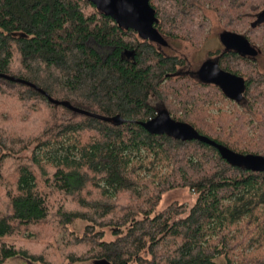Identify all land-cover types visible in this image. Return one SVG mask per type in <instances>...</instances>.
Returning <instances> with one entry per match:
<instances>
[{
	"label": "trees",
	"instance_id": "1",
	"mask_svg": "<svg viewBox=\"0 0 264 264\" xmlns=\"http://www.w3.org/2000/svg\"><path fill=\"white\" fill-rule=\"evenodd\" d=\"M150 3L166 41L198 45L213 13L223 31L242 34L264 55V23L252 27L264 0ZM164 48L90 0H0V264L17 257L36 264H264V171L233 166L210 144L141 124L168 111L237 152L264 156V71L257 57L217 51L220 66L245 81L236 102L242 110L208 113L229 98L196 79L203 93L191 101L208 118L190 117V109L168 106L165 85L180 96L186 89L179 82L192 79L180 70L185 60ZM1 74L124 122L56 104ZM37 118L43 122L33 124ZM180 187L193 190L196 202L153 214ZM77 219L89 222L82 236L70 230ZM95 226L114 227L116 238L105 240Z\"/></svg>",
	"mask_w": 264,
	"mask_h": 264
},
{
	"label": "water",
	"instance_id": "2",
	"mask_svg": "<svg viewBox=\"0 0 264 264\" xmlns=\"http://www.w3.org/2000/svg\"><path fill=\"white\" fill-rule=\"evenodd\" d=\"M97 5L108 16L116 20L120 25L133 29L141 36L155 40L164 38L158 33L155 27V11L150 0H90ZM264 23V9L258 14L252 22V27ZM221 42L225 50L236 51L242 55L256 57L259 50L254 47L246 37L234 31H224L220 35ZM200 80L208 83H214L220 87L229 99L240 102L244 97L245 81L242 76L228 71L220 66L217 58H209L204 61L199 69ZM2 75V74H1ZM13 81L24 82L35 87L46 94L49 99L56 103L65 105L77 112L86 115L95 116L106 121H113L117 124L124 122L121 115L104 116L73 106L68 101L56 100L50 97L48 93L34 85L33 83L16 78L13 76L2 75ZM141 124L153 134H167L181 140H193L205 142L216 147L221 156L233 166H244L252 171H264V156L255 153H240L228 146L201 134L191 124L176 120L168 111H162Z\"/></svg>",
	"mask_w": 264,
	"mask_h": 264
},
{
	"label": "rangeland",
	"instance_id": "3",
	"mask_svg": "<svg viewBox=\"0 0 264 264\" xmlns=\"http://www.w3.org/2000/svg\"><path fill=\"white\" fill-rule=\"evenodd\" d=\"M208 22L209 26L207 27L205 34L203 35L201 41L198 45L192 44L189 40H186L184 38H175V39H169L168 43L169 45L164 48V52L168 55L172 56H178L179 58L184 59V64L180 67V70L182 72H186L189 74L190 78L192 80L184 79L182 82H179V85L183 83L181 86H185L183 91V94L180 96H177L174 89V86H172V83H168L165 85V88L168 93H171L169 100H168V106L173 109V111H182V114L185 113L187 109H190V112H192V115L190 117H194L196 115H199L201 117L208 118V115L204 111H200L198 109H194L193 102L191 100H196L197 98H200L203 91H198L197 88V80L199 78V69L204 61H206L208 58H213L216 56L217 51H221L224 49V46L221 42L220 35L222 32H224L223 26L219 23V20L216 18V16L213 13H208ZM257 59L255 62H257L259 68L264 71V55L258 54ZM188 72H187V71ZM193 76V77H191ZM178 84V83H177ZM175 84V85H177ZM173 91V92H171ZM209 92V91H206ZM175 95V96H174ZM193 95V96H192ZM194 100V101H195ZM215 105L210 106L208 108V113L218 115L219 112L224 111L228 114H233L237 111V109L242 110L240 108V105L236 103V101H231L230 99H218L216 100ZM158 102V100H157ZM160 103H163V100L160 99ZM44 105V104H43ZM35 114V113H34ZM32 114V116L34 115ZM43 119L37 118L36 121L33 122V124L41 123ZM43 126V124H41ZM252 133H249V136H251ZM30 149L25 150L23 152V155H29ZM4 172V171H3ZM4 179H6L7 183H11L12 181V174L5 175ZM4 187L2 184L0 186V190H2ZM85 195V194H84ZM197 200V194L187 187H180L176 188L170 191H167L158 206L156 207V210L153 212L155 214L157 211L163 210L167 206H169L172 203H182L186 204L188 207H191ZM67 207H73L75 204L72 203V201L67 200ZM152 214V215H153ZM89 225V222L83 219H77L70 225V230L74 231L77 235L82 236L85 233V230L87 226ZM95 230L97 231H103L104 233V239L105 240H113L116 238V233L114 227L112 226H95ZM52 230L55 231L54 228ZM80 246V245H79ZM77 246V247H79ZM7 264H36L35 262L28 261L24 258L17 257L14 259H11L7 262ZM75 264H101L99 262L93 261V260H85L80 261Z\"/></svg>",
	"mask_w": 264,
	"mask_h": 264
},
{
	"label": "flooded vegetation",
	"instance_id": "4",
	"mask_svg": "<svg viewBox=\"0 0 264 264\" xmlns=\"http://www.w3.org/2000/svg\"><path fill=\"white\" fill-rule=\"evenodd\" d=\"M153 42H155L156 44H159V46L161 47H167L169 45L168 43V40L166 41H163L162 39H155V40H152ZM214 58V57H213ZM209 59V58H208ZM187 71V70H186ZM188 72V71H187Z\"/></svg>",
	"mask_w": 264,
	"mask_h": 264
},
{
	"label": "bare ground",
	"instance_id": "5",
	"mask_svg": "<svg viewBox=\"0 0 264 264\" xmlns=\"http://www.w3.org/2000/svg\"><path fill=\"white\" fill-rule=\"evenodd\" d=\"M82 109V108H81ZM84 114V113H83Z\"/></svg>",
	"mask_w": 264,
	"mask_h": 264
}]
</instances>
